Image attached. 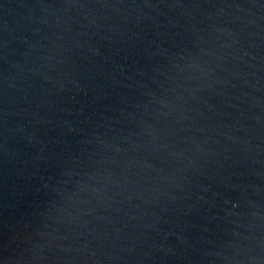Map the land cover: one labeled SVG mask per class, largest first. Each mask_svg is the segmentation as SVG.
Instances as JSON below:
<instances>
[{
    "label": "water",
    "instance_id": "obj_1",
    "mask_svg": "<svg viewBox=\"0 0 264 264\" xmlns=\"http://www.w3.org/2000/svg\"><path fill=\"white\" fill-rule=\"evenodd\" d=\"M0 264H264V0H0Z\"/></svg>",
    "mask_w": 264,
    "mask_h": 264
}]
</instances>
